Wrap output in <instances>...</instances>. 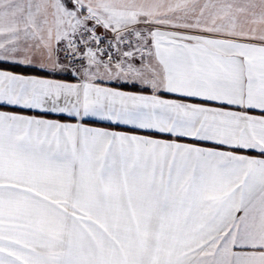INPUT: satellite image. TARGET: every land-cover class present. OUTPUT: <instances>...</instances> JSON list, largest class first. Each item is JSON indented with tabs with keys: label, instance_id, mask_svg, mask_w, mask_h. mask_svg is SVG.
I'll return each instance as SVG.
<instances>
[{
	"label": "snow or ice",
	"instance_id": "snow-or-ice-1",
	"mask_svg": "<svg viewBox=\"0 0 264 264\" xmlns=\"http://www.w3.org/2000/svg\"><path fill=\"white\" fill-rule=\"evenodd\" d=\"M0 264H264V0H0Z\"/></svg>",
	"mask_w": 264,
	"mask_h": 264
},
{
	"label": "crops",
	"instance_id": "crops-1",
	"mask_svg": "<svg viewBox=\"0 0 264 264\" xmlns=\"http://www.w3.org/2000/svg\"><path fill=\"white\" fill-rule=\"evenodd\" d=\"M101 31H103V30H101Z\"/></svg>",
	"mask_w": 264,
	"mask_h": 264
}]
</instances>
